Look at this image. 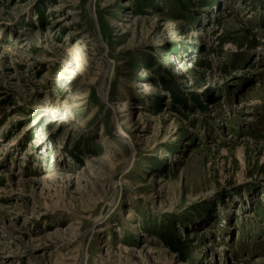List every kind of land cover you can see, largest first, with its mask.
Listing matches in <instances>:
<instances>
[{
    "label": "rangeland",
    "instance_id": "obj_1",
    "mask_svg": "<svg viewBox=\"0 0 264 264\" xmlns=\"http://www.w3.org/2000/svg\"><path fill=\"white\" fill-rule=\"evenodd\" d=\"M0 264H264V0H0Z\"/></svg>",
    "mask_w": 264,
    "mask_h": 264
},
{
    "label": "trees",
    "instance_id": "obj_2",
    "mask_svg": "<svg viewBox=\"0 0 264 264\" xmlns=\"http://www.w3.org/2000/svg\"><path fill=\"white\" fill-rule=\"evenodd\" d=\"M150 65L149 66H154V65H152V61L149 63ZM162 84H163V87L164 88H166V90H171V88L168 86V85H166L165 83H164V81L162 82ZM183 95H181V97H182ZM175 100H176V102H179V103H181V104H184L182 101H180V100H178V99H176L175 98ZM165 222V221H164ZM166 224H168V228H166V234L165 235H167L168 236V238L169 239H171L170 237H169V233H170V230H173L172 228H173V226L171 227L170 226V223H168V222H165ZM164 231V229H162V232ZM168 233V234H167ZM173 239H174V243H176V242H179V240L177 239V238H174L173 237Z\"/></svg>",
    "mask_w": 264,
    "mask_h": 264
},
{
    "label": "bare ground",
    "instance_id": "obj_3",
    "mask_svg": "<svg viewBox=\"0 0 264 264\" xmlns=\"http://www.w3.org/2000/svg\"><path fill=\"white\" fill-rule=\"evenodd\" d=\"M131 217H132V215H131V213L129 212V213H127V216L125 217V220L126 221H130V219H131Z\"/></svg>",
    "mask_w": 264,
    "mask_h": 264
}]
</instances>
